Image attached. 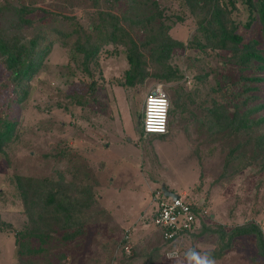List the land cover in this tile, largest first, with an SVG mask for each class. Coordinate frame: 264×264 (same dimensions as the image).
<instances>
[{"label": "rangeland", "instance_id": "1", "mask_svg": "<svg viewBox=\"0 0 264 264\" xmlns=\"http://www.w3.org/2000/svg\"><path fill=\"white\" fill-rule=\"evenodd\" d=\"M26 1L86 22L92 13L90 7H80V0ZM160 1L168 14L186 17L170 33L187 42L197 27L194 16L186 13L180 0ZM237 3L233 17L245 22L247 8L241 1ZM218 60V51L204 54L196 48L177 49L171 62L179 67L181 79L168 83L149 76L131 87L125 83L130 65L123 47L104 45L86 66L81 55L74 58L70 47L56 42L31 79L26 98L11 107L21 136L11 145L8 158L0 155V214L5 225L0 231V264H20L15 233L28 220L12 177L59 171L68 178L94 183V206L107 210L108 218L95 215L86 234L71 243L59 244L55 239L49 264H128L132 257L133 264H264L253 237L229 242L227 232L237 225L254 221L264 231V157L259 154L253 159L254 152L247 147L250 157L234 160L237 153L231 152L239 140L218 134V127L209 128L204 103L207 85L197 83L196 74L203 71L205 62L214 66ZM2 78L0 64V82ZM158 82L164 84L170 99L178 88L184 105L170 114L166 135L143 138L133 126L129 130L127 117L126 130L133 133L134 141L129 142L122 131L125 114L133 107L143 117L146 94ZM209 82L213 80L209 78ZM4 94L0 90V109L6 105ZM149 144L154 147L147 148ZM60 150L70 152V160L59 162L50 156ZM158 181L178 194L186 192L205 211L195 235L192 232L170 244L178 252L174 257L167 256L161 229L153 220ZM122 239L130 245V253ZM222 251L219 258H213V253L218 256Z\"/></svg>", "mask_w": 264, "mask_h": 264}, {"label": "trees", "instance_id": "2", "mask_svg": "<svg viewBox=\"0 0 264 264\" xmlns=\"http://www.w3.org/2000/svg\"><path fill=\"white\" fill-rule=\"evenodd\" d=\"M80 1V7L92 9L88 22L32 1L0 0V90L5 92L6 101L5 108L0 109V155L8 158L11 145L21 136L19 122L11 113L12 104L26 98L34 74L52 46L60 42L70 47L74 58L81 55L86 66L104 45L123 47L130 65L125 83L131 87L149 76L168 83L181 79L179 67L171 62L177 49L196 48L204 54L218 51L220 60L214 66L205 62L203 71L196 74V82L207 85L204 103L209 128L218 127V134L239 140L231 152L237 153L234 160L248 159L247 147L254 152L253 159H258L259 154L264 157V0H180V6L197 23L187 42L170 33L186 17L168 14L160 0ZM238 1L247 8L245 22L233 17ZM170 100V114L175 107L184 105L178 88ZM190 101L195 100L190 97ZM53 155L59 162L70 160V152L65 150L50 154ZM12 179L28 218L25 228L15 233L20 264H40L39 260L49 264L55 239L59 244L71 243L86 234L95 215L108 218L107 210L94 206V183L68 178L64 171L45 176L14 174ZM4 227L0 214V231ZM227 233L229 242L237 237H253L264 256V231L258 223L237 225ZM125 242L122 239V244ZM173 243L163 240L162 246H167L168 252ZM133 250L135 255V247ZM222 253H213V258ZM131 259L134 257L128 264H133Z\"/></svg>", "mask_w": 264, "mask_h": 264}, {"label": "built area", "instance_id": "3", "mask_svg": "<svg viewBox=\"0 0 264 264\" xmlns=\"http://www.w3.org/2000/svg\"><path fill=\"white\" fill-rule=\"evenodd\" d=\"M171 100L163 83H155L147 92L142 117V129L149 134H166L169 127ZM158 206L153 214L155 224L161 229L166 241L175 242L182 236L195 232L204 217L205 211L198 209V204L193 203L186 194L179 197H165L161 190L158 191ZM129 233H126V238ZM127 253L131 252L129 244H124ZM178 252L169 250L167 256H177Z\"/></svg>", "mask_w": 264, "mask_h": 264}, {"label": "flooded vegetation", "instance_id": "4", "mask_svg": "<svg viewBox=\"0 0 264 264\" xmlns=\"http://www.w3.org/2000/svg\"><path fill=\"white\" fill-rule=\"evenodd\" d=\"M127 117H128V121L130 124L129 130H131V127L133 126L134 131L141 133L142 137L146 138L147 134H145L143 132V129H142V114H140L137 110H135V108L131 107V108H128L127 113L125 114V120H124L123 126H122V131L124 132L125 136L128 138L129 142H134V141H133V135H132L133 133L130 134L126 130V125L128 127ZM110 130H113V128L111 127ZM135 145H141V144L135 143ZM153 147L154 146L152 144H149V146H147V148H149V149L153 148Z\"/></svg>", "mask_w": 264, "mask_h": 264}, {"label": "water", "instance_id": "5", "mask_svg": "<svg viewBox=\"0 0 264 264\" xmlns=\"http://www.w3.org/2000/svg\"><path fill=\"white\" fill-rule=\"evenodd\" d=\"M160 189H161V191L163 192V195H164L165 197H172V198H177V197H179V194L176 193V192H174V191H172V190H170V189L168 188V186L166 185V183L163 182V181H160Z\"/></svg>", "mask_w": 264, "mask_h": 264}, {"label": "crops", "instance_id": "6", "mask_svg": "<svg viewBox=\"0 0 264 264\" xmlns=\"http://www.w3.org/2000/svg\"><path fill=\"white\" fill-rule=\"evenodd\" d=\"M158 183H159V187H160V181H158ZM186 192H184L183 194H185ZM127 232H129V230H127ZM130 236V235H129Z\"/></svg>", "mask_w": 264, "mask_h": 264}, {"label": "clouds", "instance_id": "7", "mask_svg": "<svg viewBox=\"0 0 264 264\" xmlns=\"http://www.w3.org/2000/svg\"><path fill=\"white\" fill-rule=\"evenodd\" d=\"M206 264H211V261H206Z\"/></svg>", "mask_w": 264, "mask_h": 264}]
</instances>
